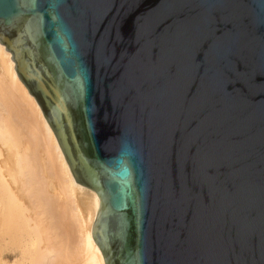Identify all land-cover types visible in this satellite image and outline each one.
I'll use <instances>...</instances> for the list:
<instances>
[{
	"label": "water",
	"instance_id": "obj_1",
	"mask_svg": "<svg viewBox=\"0 0 264 264\" xmlns=\"http://www.w3.org/2000/svg\"><path fill=\"white\" fill-rule=\"evenodd\" d=\"M0 44L105 264H264V0H0Z\"/></svg>",
	"mask_w": 264,
	"mask_h": 264
},
{
	"label": "bare ground",
	"instance_id": "obj_2",
	"mask_svg": "<svg viewBox=\"0 0 264 264\" xmlns=\"http://www.w3.org/2000/svg\"><path fill=\"white\" fill-rule=\"evenodd\" d=\"M98 208L0 44V264H105L91 235Z\"/></svg>",
	"mask_w": 264,
	"mask_h": 264
},
{
	"label": "rangeland",
	"instance_id": "obj_3",
	"mask_svg": "<svg viewBox=\"0 0 264 264\" xmlns=\"http://www.w3.org/2000/svg\"><path fill=\"white\" fill-rule=\"evenodd\" d=\"M1 251H6V247L2 246L0 247Z\"/></svg>",
	"mask_w": 264,
	"mask_h": 264
}]
</instances>
